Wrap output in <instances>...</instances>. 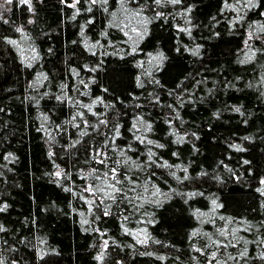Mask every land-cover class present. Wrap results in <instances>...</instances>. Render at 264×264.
Wrapping results in <instances>:
<instances>
[{"label": "trees", "instance_id": "1", "mask_svg": "<svg viewBox=\"0 0 264 264\" xmlns=\"http://www.w3.org/2000/svg\"><path fill=\"white\" fill-rule=\"evenodd\" d=\"M181 1L154 2L153 17L165 13L153 20L140 43L163 51L160 70L139 83L132 77L136 64L131 57L113 55L107 61L99 56L106 64L92 78L104 90L93 85L90 90L109 98L108 103L120 98L122 104L143 107L137 97L146 86L153 87V97L163 101L164 109L178 113L171 95L175 85L188 83L186 99L205 86L212 98L204 96L201 106L195 103L188 118L199 133L194 154L182 144L178 156L172 145L159 141V149L138 159L127 173L137 180L134 194L102 200L90 189L85 161L76 157L81 149L60 141L44 123L33 133L22 125L24 110L5 106L17 131L0 130V264H264V114L249 92L235 93L232 85H223L227 79L240 89L241 77L231 60L237 52L234 32L241 30L248 9L234 14L233 26L225 27L228 9L217 10L219 0H183L185 6L194 4L188 16L202 27L175 35L167 19ZM59 9L58 0H44L40 17L45 23L40 22L38 33H46L41 43L65 54L70 32ZM262 20L264 16L259 24ZM179 34L198 45L187 50ZM250 41L262 50L259 36ZM174 45L179 46L177 54ZM215 74L223 80L215 82ZM15 76L14 59L0 37V83L11 91L8 81ZM227 99L240 103L242 112L226 114L231 111L226 110ZM124 107L107 112L105 120L122 123ZM157 109L146 101L143 112L152 119L150 130L158 132L163 124ZM150 189L157 195L150 204L132 197Z\"/></svg>", "mask_w": 264, "mask_h": 264}, {"label": "rangeland", "instance_id": "2", "mask_svg": "<svg viewBox=\"0 0 264 264\" xmlns=\"http://www.w3.org/2000/svg\"><path fill=\"white\" fill-rule=\"evenodd\" d=\"M58 1L62 5V9H59L61 20L65 21L70 32V49L65 54L57 53L53 44L40 41L41 36L46 35L45 31L38 33L40 22L45 23V19L40 17V6L44 0H11V3L0 0V37L5 50L14 59L16 68L14 80L8 81L13 85V90H7L4 83H0V130L17 131L15 123L5 113V106L12 110L20 107L25 112L22 125L30 126L33 133H37L40 124L44 123L45 128L59 136L60 141L81 149L77 151L76 157L85 161L92 193L102 200L117 194L131 196L137 180L128 176L129 169L136 166L141 157L154 154L160 147L159 141L172 145L178 156L184 150L182 144L189 146L191 155L194 154V143L199 133L188 118L194 114L195 103L201 106L203 98L210 97V91L201 85L200 93L186 99L184 94L189 90L188 83L184 81L176 84L171 95L177 102V110L180 109L178 113L169 106L164 109L163 101L153 97V87L147 86L137 97L140 103H144L143 107L140 104H122L120 98L115 100L116 104L111 100L108 103L106 99L109 98L105 99L95 90H90L92 85L104 90L96 76L92 78L96 70L106 64V61L98 60L99 56L108 61L113 55H128L136 64L132 77L143 83V78L153 76L155 69H161L165 57L163 51L149 50L146 48L148 46H141L140 43L150 33L153 20H161L165 12L159 13L158 18L157 15L153 17L152 7L158 0ZM181 2V6L170 10L173 15L167 19L170 31L175 35L187 29L196 33L197 27L202 25H197L188 16L194 4L190 2L189 6H185L186 3L183 0ZM220 8L228 9L225 27L233 26L235 15L242 8L248 9L243 15L241 30L232 33L237 35L234 48L237 52L233 51L235 55L231 65L241 77L240 89L236 87V82L230 83L227 79H224L223 85H232L235 93H244L246 90V95L249 92L256 108L260 109L258 112L264 114L263 20L259 24L264 16V3L261 5L259 0H219L216 9ZM148 13L151 15L148 16ZM88 29L90 32H87ZM254 34L261 38L262 50L253 47L250 37ZM177 38L187 50L191 44L198 45L180 34ZM46 39L49 40L48 36ZM72 45L77 50L72 49ZM172 47L173 53L177 54L179 46ZM214 76L215 82L224 78L216 74ZM157 86L161 88L160 83ZM146 101L159 107L156 112L160 113L158 117L163 126L158 132L150 130L152 119L143 112ZM226 101V110H231L226 114L242 112L240 103L229 99ZM123 107L126 111L122 113V123L117 122V119L112 122L105 120L107 112ZM148 141L154 144L148 147ZM84 144L85 148L82 146ZM132 197L147 205L157 195L150 189L143 191L139 197Z\"/></svg>", "mask_w": 264, "mask_h": 264}, {"label": "snow or ice", "instance_id": "3", "mask_svg": "<svg viewBox=\"0 0 264 264\" xmlns=\"http://www.w3.org/2000/svg\"><path fill=\"white\" fill-rule=\"evenodd\" d=\"M9 3H11V0H8Z\"/></svg>", "mask_w": 264, "mask_h": 264}]
</instances>
